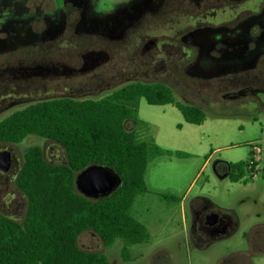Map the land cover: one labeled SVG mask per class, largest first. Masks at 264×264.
Returning <instances> with one entry per match:
<instances>
[{
	"label": "flooded vegetation",
	"instance_id": "af4514ba",
	"mask_svg": "<svg viewBox=\"0 0 264 264\" xmlns=\"http://www.w3.org/2000/svg\"><path fill=\"white\" fill-rule=\"evenodd\" d=\"M183 75L198 86H222L225 100H260L264 0H0V115L24 103L26 107L56 98L100 99L125 86L150 84L167 87L177 101L193 104L179 89ZM93 85L97 98L87 97ZM55 87L62 88L59 95L52 93ZM142 99L133 101L135 120ZM131 119L125 125L135 130ZM44 141L56 149L51 154L43 146L46 158L61 162L62 147ZM2 143L0 150L11 153L6 173L17 166L16 176L20 158ZM215 168L223 174L229 166L219 160ZM188 209L187 232L199 251L239 230L237 211L206 195L192 196ZM0 213L22 222L26 211ZM84 232L102 243L94 231ZM79 237L81 249L102 251L96 243L80 245ZM242 237L247 244L232 247L212 264H260L264 226H254Z\"/></svg>",
	"mask_w": 264,
	"mask_h": 264
},
{
	"label": "trees",
	"instance_id": "16d2710c",
	"mask_svg": "<svg viewBox=\"0 0 264 264\" xmlns=\"http://www.w3.org/2000/svg\"><path fill=\"white\" fill-rule=\"evenodd\" d=\"M140 96L149 104H174L187 122L205 120L203 107L177 101L169 88L158 84L125 86L100 99L43 100L0 120V142L18 144L34 135L58 143L64 153L63 160L54 163L40 145L24 150L15 179L27 198V209L22 222L0 213V264H109L104 251L78 246L79 235L88 230L105 247L120 240L123 260H129L130 246L147 240L146 226L130 208L135 196L146 191L149 157L172 152L126 127L127 118L136 121L135 102ZM250 159L226 162L228 177L237 181L244 171L251 172ZM94 163L112 168L122 179L107 197L88 198L76 190V174Z\"/></svg>",
	"mask_w": 264,
	"mask_h": 264
},
{
	"label": "rangeland",
	"instance_id": "374dc122",
	"mask_svg": "<svg viewBox=\"0 0 264 264\" xmlns=\"http://www.w3.org/2000/svg\"><path fill=\"white\" fill-rule=\"evenodd\" d=\"M179 86L181 92L191 97L193 104L204 108L206 117L202 123L185 121L172 103L149 104L145 99L139 103L136 135L172 152L149 157L144 176L146 191L135 196L130 208L131 215L146 226L147 240L130 246L129 260H123L120 240L105 247L89 232H83L79 237L80 245L92 247V243H96L107 255L109 264H212L232 247L239 248L248 243L242 237L243 232L254 226H264V94H260V100H225L222 86H198L186 75L182 76ZM61 89L55 87L52 93L59 95ZM87 90L91 92L87 97L99 96L95 94L97 88L94 85L88 86ZM27 104L8 109L0 115V120ZM48 144L44 139L30 135L21 143L9 145L22 163L27 147L40 145L47 149ZM255 151L261 159L254 174L246 170L242 178L232 181L228 176L219 179L214 173L212 164L215 160H248ZM50 152L55 154L56 149H50ZM207 156L209 160L205 163ZM14 167L9 174H0V211L23 214L27 209V198L16 184L13 170L17 166ZM195 195H206L223 207L234 208L240 218L235 235L204 251L193 246L187 232L188 200ZM183 196L187 198L186 219L179 203ZM259 259L260 264H264V252Z\"/></svg>",
	"mask_w": 264,
	"mask_h": 264
},
{
	"label": "water",
	"instance_id": "95a60500",
	"mask_svg": "<svg viewBox=\"0 0 264 264\" xmlns=\"http://www.w3.org/2000/svg\"><path fill=\"white\" fill-rule=\"evenodd\" d=\"M216 160L212 164L214 173L219 179H224L230 172V166L227 172L220 174L215 168ZM224 161V160H222ZM227 162V161H225ZM228 163V162H227ZM11 164V153L7 149L0 150V171L7 172ZM75 184L78 191L88 198H103L109 196L121 184L120 175L112 168L102 164H90L75 176Z\"/></svg>",
	"mask_w": 264,
	"mask_h": 264
},
{
	"label": "built area",
	"instance_id": "2783aa9c",
	"mask_svg": "<svg viewBox=\"0 0 264 264\" xmlns=\"http://www.w3.org/2000/svg\"><path fill=\"white\" fill-rule=\"evenodd\" d=\"M258 149V152L260 153V149ZM260 160L258 153L256 151L252 154L251 159L249 160L248 169L251 170L252 174L256 171L257 162Z\"/></svg>",
	"mask_w": 264,
	"mask_h": 264
},
{
	"label": "crops",
	"instance_id": "0c3cea01",
	"mask_svg": "<svg viewBox=\"0 0 264 264\" xmlns=\"http://www.w3.org/2000/svg\"><path fill=\"white\" fill-rule=\"evenodd\" d=\"M208 160H209V158L206 159L205 163H207ZM186 201H187V198L185 196H183L182 198L179 199V203L181 204V208H182V211L184 213L185 219H186V210H185Z\"/></svg>",
	"mask_w": 264,
	"mask_h": 264
}]
</instances>
